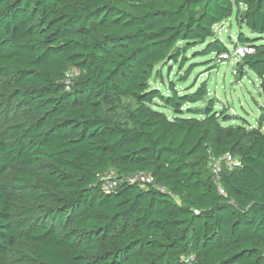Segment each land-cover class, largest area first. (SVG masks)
<instances>
[{
	"label": "trees",
	"instance_id": "16d2710c",
	"mask_svg": "<svg viewBox=\"0 0 264 264\" xmlns=\"http://www.w3.org/2000/svg\"><path fill=\"white\" fill-rule=\"evenodd\" d=\"M233 16L234 48L254 50L235 74L252 72L264 97V44L241 32L264 39V0H0V96L21 113L7 138L0 121V178L20 165L26 202L14 219L0 185V264L19 239L26 264H264V109L256 128L223 126L203 83L150 85L197 45L229 54L215 28ZM122 99L121 122L106 109ZM225 155L237 164L216 180L210 160ZM139 173L152 185L124 179Z\"/></svg>",
	"mask_w": 264,
	"mask_h": 264
},
{
	"label": "rangeland",
	"instance_id": "374dc122",
	"mask_svg": "<svg viewBox=\"0 0 264 264\" xmlns=\"http://www.w3.org/2000/svg\"><path fill=\"white\" fill-rule=\"evenodd\" d=\"M240 32L234 16L215 28L216 36L228 47L230 54L233 52L237 35ZM241 32L254 44H264V39H258L257 35L250 34L245 28ZM204 45L186 52L185 63L180 67L178 63L157 65L152 73L150 85L152 89H159L162 94H169L168 86L173 87L178 93H191L200 84L206 85L209 98L214 99V111L223 114V126H246L248 129L256 128V121L264 108V97L258 90V78L250 71L244 72L243 77L234 74L236 59L230 57L218 62L214 55H198ZM236 71V70H235ZM207 99L197 105H186L183 108V117L200 118L199 114L190 115L187 109H199L204 107ZM160 105V104H157ZM132 106L129 100H117L109 108L106 114L117 117L121 122L125 120L126 111ZM169 118L173 113L161 107ZM21 113L12 114L9 103L4 96H0V121L7 138V131L11 129L14 121H20ZM14 118V119H13ZM20 165H12L0 178L1 189L10 202V210L13 218L24 216L26 202L21 196L22 190L14 185L13 179L19 171ZM29 245L24 239H19L16 245L9 251L5 264H26V254Z\"/></svg>",
	"mask_w": 264,
	"mask_h": 264
},
{
	"label": "built area",
	"instance_id": "2783aa9c",
	"mask_svg": "<svg viewBox=\"0 0 264 264\" xmlns=\"http://www.w3.org/2000/svg\"><path fill=\"white\" fill-rule=\"evenodd\" d=\"M254 50L250 47H246V46H239L233 49V52L230 54H222L218 57V62L223 61V60H227L230 57H234L236 59V62L242 58L244 56V54H250L253 53ZM235 74V71H234ZM73 75H77V73L75 71H71L67 76H73ZM225 162L229 168H232V166L236 165V161L233 160L230 156L225 155L223 157H219V158H211L210 163H209V167L211 170L212 175L216 178V180L219 179V172H220V167H221V163ZM126 182H129L130 184H136L140 189H146L148 188L150 185H152V178L149 175H145V174H136L133 176H129L124 178ZM101 183H102V188L105 192L109 193L111 191H113L119 181V176L114 172V171H110L106 174H104L101 179H100ZM162 190V189H160ZM220 193H222L221 190H219ZM194 260V256L193 255H185L183 257H181V264H192Z\"/></svg>",
	"mask_w": 264,
	"mask_h": 264
},
{
	"label": "crops",
	"instance_id": "0c3cea01",
	"mask_svg": "<svg viewBox=\"0 0 264 264\" xmlns=\"http://www.w3.org/2000/svg\"><path fill=\"white\" fill-rule=\"evenodd\" d=\"M264 109V108H263ZM262 113H263V111H262Z\"/></svg>",
	"mask_w": 264,
	"mask_h": 264
}]
</instances>
